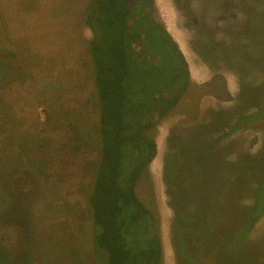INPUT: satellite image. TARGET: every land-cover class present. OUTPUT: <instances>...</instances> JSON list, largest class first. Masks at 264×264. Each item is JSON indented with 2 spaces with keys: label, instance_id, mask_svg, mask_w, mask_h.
Segmentation results:
<instances>
[{
  "label": "rangeland",
  "instance_id": "374dc122",
  "mask_svg": "<svg viewBox=\"0 0 264 264\" xmlns=\"http://www.w3.org/2000/svg\"><path fill=\"white\" fill-rule=\"evenodd\" d=\"M91 2L0 0V63L10 72L0 79V245L8 248L0 250V264H106L107 252L94 246L88 203L99 160L92 34L84 23ZM151 2L153 17L182 50L191 80L174 110L155 122L157 152L135 188L157 221L151 230L159 226L163 264H175L168 238L178 209L181 225L194 238L188 264H264V213L244 243L234 245L239 231L233 228L238 220L230 192L239 190L237 170L227 171L220 157L210 165L213 155L205 162L194 158L199 143L185 138L211 120V111L251 105L247 94L237 96L239 79L251 86L261 79L264 85V0ZM228 47L227 57L220 54ZM210 50L218 58L215 68L201 54ZM232 63L243 68L242 77ZM172 134L184 138L186 148L179 152L190 156L183 162L177 156L164 173ZM262 150L264 116L218 149L228 161L242 159L247 167L258 162V172L249 174L247 187L233 197L241 206L252 202L256 172L264 183ZM259 151L262 156L253 157ZM263 204L264 198L257 207Z\"/></svg>",
  "mask_w": 264,
  "mask_h": 264
},
{
  "label": "trees",
  "instance_id": "16d2710c",
  "mask_svg": "<svg viewBox=\"0 0 264 264\" xmlns=\"http://www.w3.org/2000/svg\"><path fill=\"white\" fill-rule=\"evenodd\" d=\"M152 8L151 0H92L84 15V23L92 34L88 47L99 109V160L88 203L94 226V246L107 252L106 264H162L160 240L156 231L151 230L153 225L156 227L153 212L136 196L135 188L157 152L151 132L155 122L174 110L189 89L191 80L182 50L155 20ZM228 51L230 48L222 49L220 54L227 57ZM214 53L212 50L210 53L201 52L208 58L207 64L215 68L218 58L214 60ZM250 59L253 58L250 56ZM230 66L238 78L242 77L245 72L242 67L234 63ZM8 70L6 62L0 63V79L10 74ZM263 90L261 79L252 86L239 79L237 96L239 93L247 94L251 105L227 110L226 113L222 109L211 111L209 122L196 126L185 136L199 143L194 158L205 162L213 155V164L210 165L215 166L216 159L220 157L219 161L227 171L237 170L235 181L239 190L230 192L236 212L234 217L238 220L233 228L239 231L234 245L244 243L264 213V204L257 207L264 198L263 175L260 178L257 173L256 160L247 167L242 159L226 160L225 152L218 154V149L242 126L264 116ZM234 97L226 99L231 101ZM168 140L173 151L165 156L164 173L167 164H174L177 156L181 157V162L186 155L190 156L182 149L179 152L180 146L186 148L182 136L179 140L172 134ZM262 152L253 157H261ZM255 170L257 172L251 182L256 192L250 197L251 204L241 206L233 197L247 187L245 180L249 174L253 176ZM176 181L173 176L169 178L172 185ZM171 189L175 190L170 186ZM182 220L181 214V224ZM182 230L185 233L189 231L188 238L193 244L190 229L181 226ZM174 233L177 234L175 230ZM182 241L181 235V245ZM7 249L0 245V250ZM182 249L181 246V262L186 261L183 256L187 257ZM193 255L192 252L191 260Z\"/></svg>",
  "mask_w": 264,
  "mask_h": 264
},
{
  "label": "flooded vegetation",
  "instance_id": "af4514ba",
  "mask_svg": "<svg viewBox=\"0 0 264 264\" xmlns=\"http://www.w3.org/2000/svg\"><path fill=\"white\" fill-rule=\"evenodd\" d=\"M174 206V205H173ZM152 211V210H151ZM180 209H178V211L175 212L174 217L171 219L170 222V227H169V245L171 248V252L173 255V259H174V263L175 264H188V262L190 263L191 260V253L193 252V245L192 241L189 240V231H186V233L184 232V230H182L181 232V226L183 227V225H181V212H179ZM153 212V211H152ZM155 221V220H154ZM155 223L157 224V221H155ZM158 227L157 226V230L156 233L159 237V233H158ZM174 230L177 232V234L175 235ZM181 235L183 237V241H182V245H181ZM160 240V237H159ZM161 244V241H160ZM181 246H182V251L183 254H187V257L183 256V259L186 261H182L181 262ZM208 255V253H203L202 257H206ZM162 264H163V255H162Z\"/></svg>",
  "mask_w": 264,
  "mask_h": 264
}]
</instances>
